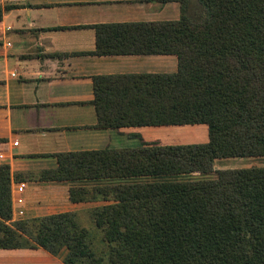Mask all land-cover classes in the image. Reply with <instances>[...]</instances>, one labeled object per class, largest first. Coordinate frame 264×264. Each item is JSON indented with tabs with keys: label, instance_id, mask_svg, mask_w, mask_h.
Masks as SVG:
<instances>
[{
	"label": "trees",
	"instance_id": "obj_1",
	"mask_svg": "<svg viewBox=\"0 0 264 264\" xmlns=\"http://www.w3.org/2000/svg\"><path fill=\"white\" fill-rule=\"evenodd\" d=\"M141 1L177 2L180 16L96 25L95 53L172 54L177 70L93 77L97 127L204 124L208 141L57 154L39 177L104 204L13 224L0 165V248H64L65 264H264V167H214L264 156V0Z\"/></svg>",
	"mask_w": 264,
	"mask_h": 264
},
{
	"label": "crops",
	"instance_id": "obj_2",
	"mask_svg": "<svg viewBox=\"0 0 264 264\" xmlns=\"http://www.w3.org/2000/svg\"><path fill=\"white\" fill-rule=\"evenodd\" d=\"M179 16L177 2L0 0V165H7L10 174L8 224L104 204L71 202L70 183L39 177L57 167V154L186 144L171 139L185 133L170 127L186 125L97 127L92 103L95 76L177 70L172 54L97 55L95 26ZM190 126L199 136L205 131L200 124ZM21 182L19 205L16 187ZM65 255L64 248L56 255L40 246L0 248V264H65Z\"/></svg>",
	"mask_w": 264,
	"mask_h": 264
},
{
	"label": "rangeland",
	"instance_id": "obj_3",
	"mask_svg": "<svg viewBox=\"0 0 264 264\" xmlns=\"http://www.w3.org/2000/svg\"><path fill=\"white\" fill-rule=\"evenodd\" d=\"M200 126L205 128V131L200 136H199V133H197L198 131L191 129L192 126L190 125L170 126L172 128H178L177 132L185 133L182 135L173 136V138L171 139H173L175 143H179V144L205 143L207 141V126L204 124H200ZM216 166L219 169L248 168V167H254V166L264 167V156L220 158L219 161L216 162ZM90 208L92 207L90 206L84 207V209L80 210L79 212L85 213L86 210H89ZM87 225L90 226V224H87ZM99 238L100 237L98 235L94 238L93 240L94 245L99 246Z\"/></svg>",
	"mask_w": 264,
	"mask_h": 264
},
{
	"label": "built area",
	"instance_id": "obj_4",
	"mask_svg": "<svg viewBox=\"0 0 264 264\" xmlns=\"http://www.w3.org/2000/svg\"><path fill=\"white\" fill-rule=\"evenodd\" d=\"M17 142H15L14 144H16ZM24 188H25V183L21 182L17 185L16 187V191H17V195L18 197L15 199V203L16 204H22L23 203V199L21 197V195L23 194L24 192ZM18 214H23V211L22 210H19L18 211Z\"/></svg>",
	"mask_w": 264,
	"mask_h": 264
}]
</instances>
